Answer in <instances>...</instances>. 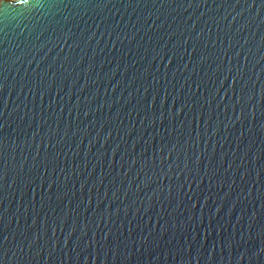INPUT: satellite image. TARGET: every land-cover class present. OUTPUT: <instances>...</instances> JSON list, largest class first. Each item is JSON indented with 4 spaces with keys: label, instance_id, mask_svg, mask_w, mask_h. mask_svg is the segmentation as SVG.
Returning a JSON list of instances; mask_svg holds the SVG:
<instances>
[{
    "label": "water",
    "instance_id": "water-1",
    "mask_svg": "<svg viewBox=\"0 0 264 264\" xmlns=\"http://www.w3.org/2000/svg\"><path fill=\"white\" fill-rule=\"evenodd\" d=\"M35 2L0 14L2 264H264L261 0Z\"/></svg>",
    "mask_w": 264,
    "mask_h": 264
},
{
    "label": "snow or ice",
    "instance_id": "snow-or-ice-1",
    "mask_svg": "<svg viewBox=\"0 0 264 264\" xmlns=\"http://www.w3.org/2000/svg\"><path fill=\"white\" fill-rule=\"evenodd\" d=\"M51 2L63 3L64 0H51ZM17 3L28 4L29 0H17ZM35 3L40 6H43L42 4H40V0H36ZM77 3H92V0H77ZM261 3L264 4V0H261ZM10 6H11V0H0V14L3 13V10L6 7H10ZM232 79L234 83H236L237 81L236 77L233 76ZM41 80H43V77H41ZM254 91H255L254 87L251 90H249L247 84H245L243 87H240V95L237 103H243L244 106L246 107L248 102L254 99ZM243 112H244V108L241 109V114H243ZM0 127H2V125H0ZM3 160H4L3 138L0 137V181L5 180V178L7 177V171L3 165ZM261 238L264 239V233H261ZM36 239H38V236L36 237ZM21 251H23V249H21ZM6 255L7 253L4 251L3 246L0 245V256H6ZM0 264H2V261H0Z\"/></svg>",
    "mask_w": 264,
    "mask_h": 264
}]
</instances>
